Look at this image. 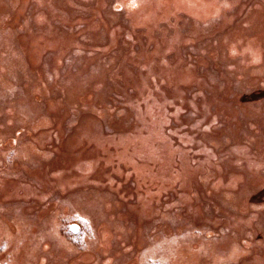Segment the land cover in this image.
I'll list each match as a JSON object with an SVG mask.
<instances>
[{
  "label": "bare ground",
  "instance_id": "6f19581e",
  "mask_svg": "<svg viewBox=\"0 0 264 264\" xmlns=\"http://www.w3.org/2000/svg\"><path fill=\"white\" fill-rule=\"evenodd\" d=\"M117 1L129 10L131 15L129 25L115 23L117 15L108 4V0H97L95 5H91L89 0H0L8 11V22L13 23L8 25V51L2 50V53L5 57L7 53L8 57L16 56V59L22 60L23 64L27 63V56L36 62L41 71L40 78L44 80L47 95L59 99L58 94L64 95V89H69L74 92L69 95L71 99L75 102L77 99L88 108L93 95L99 97L103 95L107 99L106 94L114 89L122 92L131 88L137 89L135 94L127 96L131 101L132 121L126 122L130 115L128 112L123 118L121 130L114 133L108 132L105 129L109 126L108 123L94 121L91 111L90 113L87 111L83 120L76 123L69 122L71 124H67L66 127L72 126L73 130L65 136L64 141L76 144L72 147L75 153H78L81 147L84 150L75 159V174L71 172L69 178L59 175L47 179L43 176L44 181H48L47 185L53 184L55 190L59 192L76 185L90 187L92 197L85 202L86 204L108 203V206L101 211L102 215L97 224L101 232L99 235L103 238L97 243L95 249L76 251V255L90 257L93 252L95 258L92 262L91 260L84 262L86 264H117L116 258L123 257L130 251L128 242L120 245L119 239H116L118 234L116 228L121 226L123 238H120L127 240L125 221L119 216L122 214L127 216V214H120L117 207L127 203L130 194L137 200L130 205V209L138 211L140 220L145 224L157 218L163 219L165 216L182 220L191 212H195L198 213L199 221L204 225L209 220L205 215V204L214 202L218 209L231 208L233 211L226 213L227 220L214 223L213 233L215 235L218 227L228 223L234 230L239 231L240 235H231L219 244L216 242L214 247H208V242L200 238L192 247H200L198 255L212 256L209 258L212 261H219L222 258L221 248L226 246L229 247V251L223 255L225 258L222 259L246 260L256 253L258 256L250 264H264V232L262 231L264 211L258 209L260 201H253L255 193L262 194L261 188L264 192V173L261 172L264 170V154L261 149L250 150V145L255 142L253 136L257 133L252 135L246 133L252 126L246 122V117L260 118L264 121V115H262L264 105L254 107L249 104L246 105L248 112L239 110L234 113L230 104L235 101H229L230 104H227V100L225 102L222 98V106L229 107V117L234 115L236 118L240 117L239 124L230 132L224 128L214 130L213 127L218 121V111L210 112V106L216 97H208L204 93V90L209 89L227 93L235 89L244 91V87L251 89L261 82V80L250 78L244 86L241 84L251 73H261L264 70V37L262 36L264 35V0L259 2L245 0L243 3L239 1L237 10L230 13H228L230 11L228 0ZM30 5L36 8L32 21H28V16H25ZM44 6L46 11L42 10ZM246 9L248 12L244 15ZM85 12H91L92 15L87 17L83 14ZM182 12L188 13L194 24L202 27L205 24L209 27L194 29L191 35L181 33L182 27L178 25V22L182 20L180 16ZM96 14L103 16L97 22L94 21ZM215 15L220 18L217 16L218 20H215ZM19 17L26 18L25 22L18 23ZM238 18L240 21L226 35L225 41L207 42L202 49H199L200 56L197 58L195 55L189 56L195 53L187 55L184 52L188 46L197 47L202 40L213 37L227 25L235 23ZM84 23L87 25L81 27ZM244 23L252 26H244ZM101 26H105L104 33L100 30ZM17 27L25 29L20 38L15 30ZM137 27L145 29L137 31ZM252 28H263L262 41L247 37ZM143 37L146 38L144 41ZM21 40H25L26 44L21 45ZM151 42H155L156 45L149 49ZM135 43H140L139 50L130 47ZM121 47H126L127 52L117 62L114 53ZM75 50L90 53L85 57L81 68L75 70L69 67L61 71L65 58ZM50 51H54L55 54L51 60H48L46 55ZM172 51L175 52V56L168 59L167 55ZM131 58L139 59L137 71H133L127 65ZM193 58L196 59L194 67L198 72L194 75L198 80L196 81L198 91L187 100L184 97L186 91L183 85L186 87L193 85L189 84V71ZM214 59L218 61L217 65L222 67L219 68L222 73L218 75L217 80L211 72L201 73L199 70V66H207L209 61ZM226 61L227 66L224 63ZM93 64L96 70H93ZM7 68L8 72L19 70L12 59L8 66L4 65L0 68L2 79L5 78ZM225 70H230L232 74ZM26 73L32 75L28 68ZM38 76H40L39 73ZM41 79H37L38 82ZM119 80H126V83L120 85L117 82ZM219 80H225V84L222 85ZM6 83L8 82H4V85ZM83 90H87L90 94L87 101L80 97ZM239 95L236 94L238 97ZM197 97H201L199 103L196 101ZM170 98L172 101H169ZM250 98L252 101H261L264 96L255 94ZM114 101L118 99L115 98ZM59 102L63 103V100ZM103 102H105L104 98ZM12 105L13 110L8 106V110L5 111L6 117L0 124L8 128V133L12 134L8 136V151L19 143L21 156H24L25 163L22 165L16 164L17 160H21L20 156L8 164V173L18 174L16 179H11L8 194L11 193L13 197L18 198L30 195V187L36 186L35 179L26 171L27 165L34 168L36 159L33 154L24 155V152L28 150V146L24 144L36 147L40 149V152L45 151L49 156L54 151V147L61 145V142L54 145L60 133H48L41 127L35 129L36 126L25 119L24 116L34 113L33 104L29 99L23 102L13 101ZM184 107L194 108L201 114V119L197 122L181 119L180 112ZM76 110V107L70 106V118L67 116V119L74 120L78 113ZM43 117L46 119V114ZM174 120L192 126L191 139L186 142L193 143L195 153L186 159H178L175 149L176 143L183 144L182 139L171 138L172 129L169 128V123ZM20 127L30 130L16 135L15 132ZM178 130L179 128H175L174 131L178 132ZM206 133L208 135H205ZM228 133L231 134L232 139L230 142L223 143L220 136ZM72 139L75 140L72 142ZM214 150H217L218 156L223 161L219 160ZM98 161H101V166L98 165ZM242 163L245 165L243 166ZM252 163L257 165L255 166L257 175L248 181L254 169H252ZM97 165L98 169L92 174V169ZM237 167L241 169L237 170ZM123 173L122 180H118L117 177ZM90 175L93 176L90 177ZM210 177L212 178L208 179ZM224 177L227 178L226 181L223 180ZM122 181L125 183L133 181V189L124 191ZM100 183H105L101 190L104 191L105 198L97 192ZM16 185L19 189L15 188ZM202 185L205 188L204 192ZM255 187L259 190L254 189ZM21 190L23 192L19 194ZM68 193L71 192L68 191ZM43 196L39 198L42 199ZM195 200H198L196 206L190 207ZM18 203L13 204L16 213L20 204ZM236 206H241L242 211L235 209ZM68 210L70 212L72 208ZM112 210L115 211L113 215H111ZM17 218L19 230L16 241L22 236L27 238L24 247L25 264L29 261H33V264H68L63 257L68 253L64 242L66 239L55 233L53 225L50 227L42 225L50 242V249L43 247L32 235L24 215L21 214ZM120 220L122 223L119 225ZM194 224L195 222L191 221L185 227ZM129 226L131 228V223ZM136 234L133 231V235ZM248 235L251 237L248 238ZM238 239H244L247 242L238 245L236 243ZM34 255L36 260L32 259ZM134 259L132 255L128 263L133 264Z\"/></svg>",
  "mask_w": 264,
  "mask_h": 264
},
{
  "label": "rangeland",
  "instance_id": "374dc122",
  "mask_svg": "<svg viewBox=\"0 0 264 264\" xmlns=\"http://www.w3.org/2000/svg\"><path fill=\"white\" fill-rule=\"evenodd\" d=\"M228 1L230 3V11L228 13H230L231 11L233 12L237 10V4L239 1L243 3L245 0ZM259 1L261 0H253V2ZM89 2L91 5H95L97 0H89ZM130 2H133V0H131ZM108 4L112 6L113 12L117 15V20L115 21V23L120 22L123 25H129V23L131 22V15L125 5L123 6L117 0H108ZM35 9L36 8L34 5H30L27 8L25 16H28V21H32L34 17L33 12ZM42 10L46 11V6H44ZM247 12L248 10L246 9L244 15L247 14ZM83 14L87 17L92 15L91 12H85ZM180 16L182 20L178 22V25L182 27L181 33L183 34L191 35V32H193L194 29L209 27V25L205 24L203 25V27L199 24H194V22L190 20V15L188 13L182 12ZM217 16L218 15H215V20H218L219 16ZM8 17V11L0 3V68L4 65L8 66L9 62L12 61V59L14 65L16 67H19V70L16 72H8L7 68L5 72V78L2 79L0 77V122L5 119V111L8 110V106L13 110V101L19 100L23 102V100L29 99L31 101V104H33L34 113L31 115L29 114L27 116H24L25 119H28L33 125H35V129H39L41 127L42 130L48 133H60L56 141H54V145L57 142H61V145H56L57 147H54V151L51 153V155L48 156L45 151L40 152V149H37L36 147H33L28 144H24V146H28V150L24 152V155L30 156L31 154H33L36 159L34 168L30 167L29 165L26 166V171L32 176V178L35 179L34 183H36V186L30 187V195L26 197L15 198L13 197V194H8V190L10 188L9 184L11 183V179H16L18 174L8 173V164L13 162V159L20 156L21 160H17V163H15L17 165H19V163L22 165L23 163H25L23 161L24 156H21L19 150L21 145L19 143L15 148H12L10 149V151H8V136H11L12 134L8 133V128H5L0 124V264H25L24 247L27 242V238L25 236H22L19 240L16 241L19 230V220L17 217L21 214L27 218L25 220L27 222L29 231L32 233L33 236L36 237L37 241L42 244L43 247H49L51 249L50 242L47 238L46 232L43 230L42 225L45 224V226L47 227L53 225L55 233L66 239V241L64 242L67 245L68 253L64 254L63 257L65 258L67 263L72 264L77 262L78 264H86L84 262L89 260H91L92 262V260L95 258V256H93V252H91L92 256L88 257L84 255H76V251H88L90 249L93 250L97 247V243L100 241L101 238H103L102 235H99V233L101 234V232L99 231V227L97 224L102 215L101 211L108 206V203L104 202L99 203L97 205L86 204L85 202H87V200L92 197V191L90 187L84 188L81 185H76L72 188L61 190L59 192L55 190V186L53 184L47 185L48 181L45 182L43 176H46L47 179L51 176L59 175H62L64 178H69V174L71 172L75 174V159L77 155L81 154V152L83 153L84 150L83 147H81L79 149V152L75 153L72 147H75L76 144H69V142L64 141L65 136L70 134L73 130L72 126L66 127L67 124H71L73 122L76 123L78 121L83 120L85 114L88 112L90 113L91 111L92 113L90 114L91 116H93L92 119L94 121L99 120L100 122L106 121L108 123L109 126L105 127L108 132L114 133L118 130H121L124 123L123 118L124 116H126V114H128V112H130V115L127 117L126 122L129 123L132 121L131 101L127 98V96L135 94L137 89L131 88L126 92L114 89L113 91H110L106 94L107 99H105L103 95L100 97L93 95L92 99L90 100V103H88L90 104L88 108H86L83 104L79 103L77 99L76 102L73 101L69 95L73 94L74 92L70 91L69 89H64V95L58 94L59 99L52 98L51 96L47 95L46 90L44 89L45 83L44 80L40 78L41 71L39 70L36 62H33L31 58L27 56V63L23 64V61L16 59V56H12L11 58L8 57V53L6 57L3 55L2 50L8 51V25H13L12 22H8ZM102 17L103 16H101L100 14H96L94 16V21L97 22L101 20ZM25 20L26 18L19 17L17 19V22L23 23L25 22ZM239 21L240 19L238 18L235 23L227 25L225 29L220 32H217L215 35H213V37L205 38L197 47L188 46L186 49H184V52H186L187 55L195 53L189 56L195 55L196 58L199 57V49H202L204 44L209 41H225L226 35H228V33L232 31L233 27ZM86 25L87 23H84L81 27H84ZM243 25L252 26L248 23H244ZM106 27H108V25ZM104 28L105 26H101L100 28L102 33H104ZM136 29L137 31H143L145 28L137 27ZM15 30L19 38L25 32V29L19 27L15 28ZM262 31L263 28H252L250 29V33H248L247 37H252L253 40L262 41ZM262 36L264 37V35ZM145 39V37L142 38L143 41ZM5 41H7V43H5ZM25 44L26 41L21 40V45ZM155 45V42H151L149 43L148 48L152 49L155 47ZM130 47L135 50H139L141 45L140 43H135L131 44ZM211 48L212 46L210 47V49ZM126 52V47H121L120 49H118L114 53L116 56V61H120L121 56H123ZM89 53L90 52H78L76 50L72 51L65 58L64 64L61 67V71L69 67H72L75 70L81 68L85 57L88 56ZM54 54V51L47 52L46 56L48 60H51ZM174 56V51L170 52L167 55L168 59H172ZM227 61L224 62L226 63V66ZM229 61L234 62L232 61V59ZM138 62L139 59L131 58L130 62L127 65L133 71H137L139 69ZM231 62L228 63L230 64ZM192 63L193 64H191V69L189 71V84L192 83L193 85H190L189 87L183 85V88L186 91L184 97L187 100L191 99L190 97L195 95L198 91V86L196 84V81L198 80L194 77V75L198 73L194 67L196 63L195 58L192 59ZM217 63L218 61L214 59L212 61H209V64L207 66H199V70L201 73H205L207 71L211 72L215 76L214 79L217 80L218 75L222 73L221 69H219L222 67H219ZM221 66L223 65L221 64ZM231 67H233V65ZM27 68L28 70H31L32 75H27ZM92 68L93 70H96V68L94 69V64ZM225 71L227 73H231L230 70ZM38 73L40 74V76H38ZM250 78L253 80H261V82L259 81L260 83L257 86L252 87L251 89H246L244 87V91L240 89H235L232 90L231 93H227L225 91L214 92L211 89L204 90L206 96L216 97V100H214V102L210 106V112H214L215 110L218 111V121L213 127L214 130L217 128H224L226 131L230 132L235 130L239 124L240 117L236 118L235 115L233 117H229V107L222 106L223 99L225 102L227 100V104H230L229 101H235V103L230 104L231 110H233L234 113L239 110L248 112V107L246 105L249 104H252L254 107H261V105H264V99L261 101H252L250 98L252 95L258 93H261L264 96V70L261 73H251L241 84L244 86V84H246ZM37 79H41V81L38 82ZM219 81L222 85L225 84V80ZM4 82L8 83L4 85ZM117 82L120 85H123V83H126V80H119ZM236 94H240L239 97L236 96ZM80 97L85 98L83 100L87 101L86 99H89L90 94L89 92H87V90H83V92H81L80 94ZM103 98L105 102H103ZM115 98H117L118 101L115 102ZM60 100H63V103H60ZM169 101H172L171 98L169 99ZM196 101L199 103L201 101V97H197ZM70 106L77 108L76 111L78 113L74 120L67 119V116H69V112L71 113V111H69ZM45 114L46 119L45 117H43ZM262 115H264V112H262ZM180 118L183 120H196L197 122L201 119V114L198 113L194 108L184 107V109H182L180 112ZM246 122H248L249 125L253 126H251L246 133L248 135L257 133V135L253 136L255 142L253 143V145H250V150L256 151L261 149L264 154V121H262L260 118L246 117ZM170 127L172 129L171 138L174 140H178L177 138L182 139L183 144L179 145L178 143H176L175 146V149L177 150L178 159H186L189 155L194 154L195 151L192 147L193 143L186 142L187 140L191 139L190 132L192 131V126L185 123L181 124L180 122L174 120L169 123V128ZM166 128L168 129V125ZM175 128H179L178 132L174 131ZM29 130V128L24 129L20 127L15 132V134L20 135L24 131L28 132ZM205 135H208V133H206ZM220 139L223 143H226L230 142L232 136L230 133H228L221 135ZM74 140L75 139H72V142ZM207 147L210 148L208 144ZM84 148L86 149L87 147L85 146ZM214 153L218 156L217 150H214ZM218 157L220 158V156ZM219 160L223 161V159L221 158ZM98 165L101 166V161H98ZM98 165L95 166L94 169H92V174H94L95 171L98 169ZM242 165L244 166L245 164L242 163ZM255 166L257 165H253L252 163V169H254L252 170V174L249 175L250 179L248 181H251L257 175V173H255ZM239 169H241V167H237V170ZM261 172L264 173V170H262ZM91 176L93 175H90V177ZM123 177L124 173L117 177V179L120 180ZM211 178L212 177L208 179ZM223 180L226 181L227 178L224 177ZM133 185V181H129L126 183L125 181H122V188L124 189V191H131L133 189ZM104 186L105 183H100L97 192L102 197L104 195L105 198L104 191H101ZM15 188L19 189L18 185H16ZM201 188L204 192L205 188L203 185ZM254 189L258 188L255 187ZM67 190L71 192L70 194L73 193L71 198H69L70 194ZM261 191L262 194L260 193V195L255 193L253 201H260L261 204L258 209L264 211L263 188H261ZM21 192L23 191H19V194ZM41 195H44L42 199L41 197L39 198V196ZM129 196V201L127 203H125L124 205L120 204L117 207V211L120 214H127V216L123 214L119 215L122 220L125 221L124 229L127 231V240L120 238L123 234V227L121 226L116 228L118 232L116 239H119L118 243L120 245H123L124 243L128 242V247L130 251L127 252L125 256L116 258L117 264H125L124 262H126V264H129L128 260L132 255H134L135 257L133 264H250L258 256V254L254 253L252 257H248L246 258V260L234 259L231 261L228 259H222L225 258V256L223 255H226L229 251V247L223 246L221 248L222 258L219 261H212L209 259L212 258V256L200 257L198 255L200 247H192L194 245V242L200 238H204L208 242V247H214L216 242L219 244V242H222V240L224 241L227 237L231 235H240V232L234 230L228 223L218 227L216 231L217 233L215 235L213 233L214 223L219 220H227L226 213L233 211L231 208L227 207L226 209H218L214 202L205 204V215L209 218V220L208 223L204 225L199 221L198 213L195 212H191L182 220L174 219L171 216H165L163 219L157 218L145 224L143 221L140 220L138 211L130 209V205L136 203L137 200L136 198H134L135 196H131L130 194ZM15 202L20 203H18V213H16L13 209V204ZM197 203L198 200H195L194 202H192V204H190V207L196 206ZM218 204L219 206H221L220 203ZM70 207L72 208V210L68 212V209ZM237 208L240 212L242 211L241 206H236L235 209ZM113 214H115L114 210L111 211V215ZM79 219H82V221L86 222L87 225V227L84 226L85 232L83 234V237H80V235H77L75 237L68 232L69 225L78 223L80 221ZM191 221H194L195 224L191 225L190 227H185ZM121 223L122 221L120 220L119 225ZM129 223H131V228L129 226ZM72 228L77 229L76 226H72ZM262 229V231L264 232V227ZM133 231H135L137 234L133 235ZM138 232H140L141 234H139ZM254 233L256 234V232ZM250 237L251 235H248V238ZM245 242H247V240L244 239H238L236 241L238 245H241ZM116 246L117 245H115V247ZM32 259L36 260L35 255ZM28 264H33V261H29Z\"/></svg>",
  "mask_w": 264,
  "mask_h": 264
},
{
  "label": "trees",
  "instance_id": "16d2710c",
  "mask_svg": "<svg viewBox=\"0 0 264 264\" xmlns=\"http://www.w3.org/2000/svg\"><path fill=\"white\" fill-rule=\"evenodd\" d=\"M259 94V93H258ZM261 94V93H260ZM262 95V94H261ZM264 99V98H263ZM80 221L78 223L69 225L68 227V232L73 235V236H77L80 235V237H83V234L85 232V227H87L86 222L82 221V219H79ZM72 226H76L77 229L72 228ZM84 228V229H83Z\"/></svg>",
  "mask_w": 264,
  "mask_h": 264
}]
</instances>
